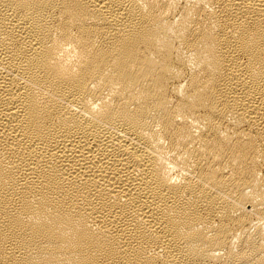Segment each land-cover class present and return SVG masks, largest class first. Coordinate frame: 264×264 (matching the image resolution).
Listing matches in <instances>:
<instances>
[{"label": "bare ground", "instance_id": "1", "mask_svg": "<svg viewBox=\"0 0 264 264\" xmlns=\"http://www.w3.org/2000/svg\"><path fill=\"white\" fill-rule=\"evenodd\" d=\"M0 264H264V0H0Z\"/></svg>", "mask_w": 264, "mask_h": 264}]
</instances>
